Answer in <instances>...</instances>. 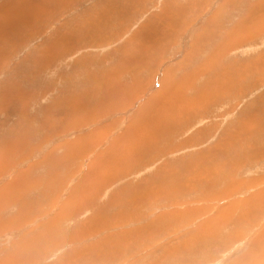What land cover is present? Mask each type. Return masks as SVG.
<instances>
[{
    "label": "rangeland",
    "instance_id": "1",
    "mask_svg": "<svg viewBox=\"0 0 264 264\" xmlns=\"http://www.w3.org/2000/svg\"><path fill=\"white\" fill-rule=\"evenodd\" d=\"M263 1L0 0V264L264 260ZM140 126L143 149L123 137ZM232 201L210 242L197 227Z\"/></svg>",
    "mask_w": 264,
    "mask_h": 264
},
{
    "label": "bare ground",
    "instance_id": "2",
    "mask_svg": "<svg viewBox=\"0 0 264 264\" xmlns=\"http://www.w3.org/2000/svg\"><path fill=\"white\" fill-rule=\"evenodd\" d=\"M73 3V2H72ZM1 10V9H0ZM57 10V9H56ZM7 18V17H6ZM160 26V25H159ZM11 51H12V49H11ZM212 58V57H211ZM254 63V62H253ZM252 63V64H253ZM255 65H256V62H255ZM257 67V66H256ZM231 69V68H230ZM260 70V69H259ZM192 74V73H191ZM203 74V73H202ZM190 76V75H189ZM193 76H194V74H193ZM191 77V76H190ZM189 77V78H190ZM238 77L240 78V80H241V78L243 77V79H244V76H242L241 75V72H240V75H238ZM188 78V77H187ZM188 78V79H189ZM193 78V77H192ZM187 79V81H189ZM191 81V80H190ZM189 81V82H190ZM192 84V83H191ZM174 87V86H173ZM179 87L177 86V88L176 89H178ZM189 88H191V86L189 87ZM178 91V90H177ZM181 92V91H180ZM165 93V92H164ZM180 95H181V93H180ZM168 97V96H167ZM160 114V113H159ZM137 115V114H136ZM162 115V114H161ZM159 117V116H158ZM138 118V117H137ZM157 119L158 118H156V121H157ZM161 120V119H160ZM129 125H131V124H129ZM134 125V124H133ZM146 125H148L147 123H146ZM162 125H163V123H162ZM136 127V126H135ZM150 127V126H149ZM146 128H148L147 126H146ZM157 129H159V128H157ZM160 129H161V127H160ZM134 130L136 131V132H138V133H136V132H134ZM138 130V131H137ZM149 130L151 131V129L149 128ZM155 131H153L152 132V134L151 135H149L148 134V132H147V130L145 131V128H143V126H140V127H138V128H136V129H133V128H129L128 130H127V132H126V140H127V142L129 143H134V144H136L137 145V147H140V144L141 143H144V142H146L145 144H147V142H153V140L155 141V137L156 136H154V134H156V132L154 133ZM150 133V132H149ZM158 134V133H157ZM154 136V137H153ZM144 144V145H145ZM142 146V145H141ZM146 146V145H145ZM128 148V147H127ZM133 148V147H132ZM140 148H142V147H140ZM139 148V149H140ZM184 148V147H183ZM192 148V147H191ZM214 148H216V152L217 151H219V150H221L222 148H224V150H228V149H231V148H233V147H214ZM235 148V147H234ZM244 148V147H243ZM247 148H249V147H247ZM254 148V147H253ZM125 149V148H124ZM129 149V148H128ZM131 149V148H130ZM143 149V148H142ZM212 149V148H211ZM211 149L209 148L208 149V151L210 150L211 151ZM246 149V148H245ZM252 148H250L249 150H251ZM264 149V148H263ZM167 150V149H166ZM223 150V149H222ZM233 150V149H232ZM248 149H247V151H249ZM129 152H130V150H128ZM144 151V150H143ZM155 151V150H154ZM165 151V150H164ZM170 151V150H169ZM263 151V150H262ZM134 152V151H133ZM235 152V151H234ZM237 152V151H236ZM255 152V151H254ZM254 152H249V154H252V153H254ZM261 152V151H260ZM212 154H213V152H211ZM229 153V152H228ZM262 153V152H261ZM129 154H131V153H128V155ZM143 154V153H142ZM149 154V153H148ZM214 154H215V152H214ZM224 154V153H223ZM247 154H248V152H247ZM126 155V154H125ZM199 155H200V153H199ZM149 156V155H148ZM202 156V155H201ZM217 156H218V154L216 155H213V157H215L216 158V161H215V164H209V165H212L213 167H211L212 169L213 168H215V169H217V170H221L222 169V167L224 168L225 167V163H223V161L221 160L220 161V158H217ZM250 156H254V155H250ZM257 156V155H256ZM118 157V156H117ZM132 157V156H131ZM200 157V156H199ZM209 157H211V156H209ZM208 157V158H209ZM219 157V156H218ZM229 158H230V156H228ZM255 157V156H254ZM97 158V157H96ZM125 158V157H124ZM193 158V157H192ZM202 158H203V156H202ZM212 158V157H211ZM118 159V158H117ZM131 159V158H130ZM182 159V158H181ZM184 159V158H183ZM213 159V158H212ZM257 159V158H256ZM114 160V159H113ZM124 160V159H123ZM125 160H127V159H125ZM194 160V159H193ZM198 160H199V158H198ZM230 160V159H229ZM229 160H227V161H229ZM137 161H140V159L139 160H137ZM151 161V160H150ZM207 161V160H206ZM230 161H232V160H230ZM229 161V162H230ZM236 161V160H235ZM234 160H233V163L235 162ZM108 162V161H107ZM122 162V161H121ZM120 162V163H121ZM192 162V161H191ZM208 162V161H207ZM146 163V162H145ZM205 163V162H204ZM232 163V162H231ZM237 163V162H236ZM122 164V163H121ZM199 163L197 162V165H198ZM238 164V163H237ZM111 165H112V163H111ZM120 165V164H119ZM126 165V164H125ZM196 165V166H197ZM203 165V164H202ZM201 165V166H202ZM208 165V166H209ZM229 165H230V163H229ZM232 165V164H231ZM236 165V164H235ZM113 166H114V164H113ZM124 166V165H123ZM122 166V167H123ZM199 166V165H198ZM126 167V166H125ZM162 167V166H161ZM170 167V166H169ZM204 167H206V165L204 166ZM230 167V166H229ZM233 167V166H232ZM115 168V167H114ZM208 168V167H207ZM206 168V169H207ZM234 168V167H233ZM90 169V168H89ZM200 169V168H199ZM98 170V169H97ZM111 170H113V168L111 169ZM125 170V169H124ZM208 170V169H207ZM232 170V169H231ZM100 171V170H99ZM203 171V170H202ZM202 171L200 170V173H202ZM213 171H214V169H213ZM222 171V170H221ZM89 172V171H88ZM88 172H86V173H88ZM94 172H95V170H94ZM168 172H169V170H168ZM211 172V171H210ZM215 172V171H214ZM218 171H216V173H217ZM223 172H224V169H223ZM85 173V174H86ZM103 174V173H102ZM195 174H197V173H195ZM108 175V174H107ZM198 175H200V174H198ZM209 175H211V173L209 174ZM209 175H207L208 177H209ZM214 175V174H213ZM91 176V175H90ZM207 176H205V179H206V177ZM114 177V176H113ZM158 177V176H157ZM194 177V176H193ZM202 177V176H201ZM214 177V176H213ZM213 177H212V179H213ZM231 177V176H230ZM89 178V177H88ZM88 178H86V180L88 179ZM115 178V177H114ZM97 179H98V177H97ZM97 179L95 180V181H97ZM183 179V178H182ZM201 179V178H200ZM204 179V178H203ZM208 179V178H207ZM231 179V178H230ZM83 180V179H82ZM110 180V179H109ZM210 180V179H209ZM259 180V179H258ZM89 181V180H88ZM94 181V182H95ZM193 181V180H192ZM198 182L199 180H195V182ZM206 181V180H205ZM92 182V181H91ZM257 182H259V181H254V183L256 184ZM105 183V182H104ZM190 183H192L191 181H190ZM193 183H194V181H193ZM261 182H259V184H260ZM96 184V183H95ZM188 184V183H187ZM195 184V183H194ZM193 184V185H194ZM199 184H201V183H199ZM198 184V185H199ZM90 186V185H89ZM188 186V185H187ZM189 186H190V184H189ZM189 186H188V189H190L189 188ZM97 187H98V185H97ZM194 187H196L195 185H194ZM203 187H204V185H203ZM262 187V186H261ZM91 188V187H90ZM258 188V187H257ZM257 188L255 189L256 191H253L254 193L253 194H256L255 196H252L251 198H249V199H245V203H247V202H251V205H253V211H255L256 212V210L258 211V214L259 213H261L262 211L260 210V208L258 207V202L259 201H261V197H259L257 194V191L260 189H258L257 190ZM146 189V188H145ZM263 189H264V187H263ZM120 190V189H119ZM118 190V191H119ZM136 191H137V189H135ZM201 190H205V189H201L200 188V191ZM206 190H208V189H206ZM86 191V190H85ZM74 192V191H73ZM139 192V191H138ZM250 192V191H249ZM259 192V191H258ZM71 193V192H70ZM84 193V192H83ZM205 193V192H204ZM208 193V192H207ZM2 194V193H1ZM89 194H90V192H89ZM123 194V193H122ZM142 194V193H141ZM149 194V193H148ZM156 194V193H155ZM199 194V193H198ZM215 194V193H214ZM262 194L264 195V192H262ZM132 195V194H131ZM160 195H161V193H160ZM72 196V195H71ZM132 196H135V195H132ZM139 196V195H138ZM201 196H203V195H201ZM217 196H219V195H217ZM137 197V196H136ZM206 197V196H205ZM204 197V198H205ZM209 197V196H208ZM253 197H257L256 199H253ZM81 199H83V198H81ZM133 199V198H132ZM131 199V200H132ZM135 199V198H134ZM133 199V200H134ZM198 199V198H197ZM202 199V198H201ZM200 199V200H201ZM121 200V199H120ZM207 200V199H206ZM212 200V199H211ZM252 200V201H251ZM138 201V200H137ZM198 201V200H197ZM203 201V200H202ZM208 202L210 201V200H207ZM264 201V200H263ZM73 202H74V200H73ZM79 202V201H78ZM77 202V203H78ZM86 202V201H85ZM132 202V201H131ZM130 202V203H131ZM134 202V201H133ZM243 202V203H244ZM134 204V203H133ZM136 204V203H135ZM215 204V203H214ZM237 204L238 205H240L241 203L240 202H232V203H230L229 205V207H230V211L231 210H233L232 209V207H234V206H237ZM249 204V203H248ZM261 205V204H260ZM203 207H205L204 205H203ZM210 207V206H209ZM227 207V206H226ZM205 208H208V206L207 207H205ZM219 209H220V207H218ZM228 208V207H227ZM262 209V208H261ZM264 209V208H263ZM262 209V210H263ZM192 210V209H191ZM205 210V209H204ZM214 210V209H213ZM224 210V212L226 213V212H229L226 208H224L223 209ZM185 211V210H184ZM183 211V212H184ZM187 211V210H186ZM190 211V210H189ZM193 211V210H192ZM215 211H218V210H216V208H215ZM174 212H176L175 210H174ZM194 212V211H193ZM254 212V214H256ZM230 213V212H229ZM244 214V213H243ZM194 215V214H193ZM226 218H227V216H226ZM193 219V218H192ZM31 228V227H30ZM204 229V228H203ZM203 229H201L200 231H203ZM264 230V229H263ZM205 231V230H204ZM135 237V236H134ZM200 237V236H199ZM263 237V238H262ZM77 238V237H76ZM75 239V238H74ZM200 238H197V240H199ZM191 240H192V237H190L189 238V243L191 244ZM194 240H195V238H194ZM196 241V240H195ZM197 242V241H196ZM251 242L253 243V242H255V243H258V244H255L256 245V247H257V249H258V246L259 247H261V248H264V231H262L261 233H260V231H259V233H257V234H255V236H254V238L251 240ZM26 244V243H25ZM184 245V244H183ZM195 245V244H194ZM251 245V244H250ZM181 246H182V244H181ZM253 246V245H252ZM251 246V247H252ZM194 247V246H193ZM255 247V248H256ZM254 247H253V249H255ZM167 249V248H166ZM189 249V248H188ZM252 249V248H251ZM252 249V250H253ZM178 250V249H177ZM263 250V249H262ZM22 251V250H21ZM191 251V250H190ZM26 252H28V251H26ZM173 252V251H172ZM172 252L170 253V251L169 252H165L166 253V255H164V257L163 258H165V259H169V257H171V255H172ZM175 252V251H174ZM19 252H17V254H18ZM20 254V253H19ZM29 254L31 255V253L29 252ZM181 254V253H180ZM245 254H247V252L245 253ZM252 254V253H251ZM251 254H249V255H251ZM24 255V254H23ZM22 255V256H23ZM174 255V254H173ZM248 255V254H247ZM254 255V254H253ZM256 255V254H255ZM20 256V255H19ZM16 257V256H15ZM23 257H25V256H23ZM18 258V257H17ZM20 259L22 258V257H19ZM179 258V257H178ZM261 258H263L262 256H258V257H256V260H261ZM167 259V260H168ZM181 259V258H180ZM187 259V258H186ZM24 260V259H23ZM164 260V259H163ZM170 260V259H169ZM179 260V259H178ZM189 261H187V262H183V264H186V263H188ZM191 262V261H190ZM189 262V263H190ZM235 262V261H234ZM264 262V260H262V263ZM169 264H170V262H169ZM235 264V263H234Z\"/></svg>",
    "mask_w": 264,
    "mask_h": 264
},
{
    "label": "crops",
    "instance_id": "3",
    "mask_svg": "<svg viewBox=\"0 0 264 264\" xmlns=\"http://www.w3.org/2000/svg\"><path fill=\"white\" fill-rule=\"evenodd\" d=\"M263 6H264V1H263ZM260 7V4H258V6H256L255 8H259ZM248 20H246V22H247ZM245 22V23H246ZM167 34H168V36L167 35H165L164 37L166 38V40L168 39V37L170 38L171 37V35L169 34V26H168V31L166 32ZM247 34V35H246ZM251 36V31H248L247 33H245V36L244 37H242L241 39H237L236 41H233V44H238V43H240L241 41H246V38H248V37H250ZM251 38V37H250ZM250 38H249V40H250ZM236 44V45H237ZM233 46V45H232ZM231 46V47H232ZM147 47H151V45H147ZM147 47L144 49L145 51L147 50ZM222 51H224V49L222 50ZM142 53H144L143 51H142ZM140 58V57H139ZM136 62H138V61H136ZM239 67L240 66H238V67H236L235 69H239ZM246 69L244 68V71H245ZM243 71V72H244ZM166 98H169V99H171L170 97H166ZM173 101V99L171 100V102ZM172 109V107H170V106H168L167 105V110H168V114H167V116H166V118L169 116V112H170V110ZM166 122H168V119H166L165 120ZM127 132V131H126ZM126 132L124 131L123 132V137H124V139L126 140ZM126 142H127V140H126ZM125 142V143H126ZM124 143V144H125ZM124 144H120V146H124ZM247 188V187H246ZM246 188H245V190H246ZM261 188V190L264 192V189L262 188V187H260ZM249 191H251V189H248V191L247 192H249ZM247 194V193H246ZM246 194H245V196H246ZM244 196V197H245ZM244 197H239V198H237L236 200H238V199H241V198H244ZM232 202H234V201H232ZM232 202H230V203H232ZM244 202V201H243ZM245 204H246V207H247V209H248V212H246V214H249V217L248 218H245L246 219V221H247V224L246 225H241V226H239V230H238V232H236V233H232V234H235V235H239V232L240 233H242V234H245V232L246 231H251V228L254 226L253 224H251L250 222H248V219H250V218H252L253 216H255V214H253V211H251V206L252 205H249V204H247V203H243L242 205H240L239 206V208H243V206H245ZM66 206V205H65ZM227 206V204H224V205H222V206H220V209L217 211V212H221V211H223L224 212V208ZM239 208L237 207V206H234V207H232V209L233 210H231L230 211V213L229 212H226V216L228 217V219H233L234 217H236L237 215H239ZM258 210V209H257ZM256 210V211H257ZM217 216V214H214V216H212V218L211 219H206V220H204V222H202L200 225H199V227H197V231L200 233V230L202 229V228H205V231H210L209 232V234H211V236L209 237V239H210V242L212 241V240H214L215 238H216V235H217V233H218V230L219 229H221V228H219L218 229V225H223L221 222H222V220H223V222H226L227 221V218H226V216H225V218L224 219H221V221H218V222H216V219H215V217ZM213 219V220H212ZM211 222H214L215 223V225H216V228L215 229H213V230H211V229H209L208 227L210 226V223ZM239 223V222H238ZM237 223V224H238ZM236 224V225H237ZM255 225H257V224H255ZM228 227V226H227ZM236 227V226H235ZM217 229V230H216ZM258 229V228H257ZM256 229V230H257ZM255 230V231H256ZM217 231V232H216ZM225 231H227V232H225ZM223 232H225L224 234H230V232H229V230L228 229H226V230H223ZM223 232L221 233V234H223ZM254 232V231H253ZM252 232V233H253ZM251 233V234H252ZM257 233H259V231H256V233L255 234H257ZM203 234H204V232H203ZM202 234V235H203ZM226 234V235H227ZM197 236V235H196ZM199 236H201V235H199ZM237 238H239V236H237ZM248 238V237H247ZM253 239V238H252ZM251 239V240H252ZM187 240H188V238L187 239H184L183 241L185 242V243H187ZM239 242H242V244H240L241 245V247H243L244 246V252H245V249H246V247H247V243L245 242V241H243V240H240ZM237 241H236V243H232V244H225V243H222V245L221 246H218L217 247V249H218V252H219V254H222L223 252L224 253H227L228 251H233L234 249H235V245H237ZM249 243H252L251 241L249 242ZM181 244H183V242L181 243ZM253 249V247H248V253H249V250L250 249ZM258 248H260V251H255V253H257V252H259V253H263L264 252V250L263 251H261L263 248H261V247H259L258 246ZM230 252V253H231ZM230 253H228V254H230ZM242 256V258H239V262L237 263L236 262V259H234L233 261H235V263L236 264H249V263H251L252 261L250 260V256H248V257H243V255H241ZM240 256V257H241ZM258 256H261L260 254H258ZM213 257L215 258V252L213 253ZM263 257V256H262ZM193 258H195L194 256H193ZM261 261L262 260H256V259H254L253 260V264H257L258 262H260L261 263ZM218 262H220V263H222L223 264V262H221V261H215V263H212V264H217ZM219 264V263H218ZM229 264H232L231 263V261L229 262ZM261 264H264V262L263 263H261Z\"/></svg>",
    "mask_w": 264,
    "mask_h": 264
}]
</instances>
